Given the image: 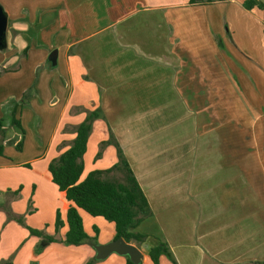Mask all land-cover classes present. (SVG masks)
I'll list each match as a JSON object with an SVG mask.
<instances>
[{
  "label": "crops",
  "instance_id": "1",
  "mask_svg": "<svg viewBox=\"0 0 264 264\" xmlns=\"http://www.w3.org/2000/svg\"><path fill=\"white\" fill-rule=\"evenodd\" d=\"M244 2L0 0L8 16L0 50V264H86L97 255L94 244L114 241L113 223L80 210L92 241L63 242L70 203L49 171L71 147L84 110L97 108L104 118L94 123L82 179L117 164L116 148H101L112 133L153 213L137 228L147 240L131 244L140 264H154L157 239L177 264H264V110L248 115L239 106L242 81L257 83L254 105L264 100V11ZM234 80L241 94L227 82L218 91L219 81ZM204 113L226 128L206 149L198 143ZM236 119L242 132L259 134L253 146L242 143L239 125L232 129ZM113 174L104 179L116 182ZM58 212L64 225L56 232ZM95 264H127V256Z\"/></svg>",
  "mask_w": 264,
  "mask_h": 264
},
{
  "label": "trees",
  "instance_id": "2",
  "mask_svg": "<svg viewBox=\"0 0 264 264\" xmlns=\"http://www.w3.org/2000/svg\"><path fill=\"white\" fill-rule=\"evenodd\" d=\"M217 1L231 0H189V4L208 5ZM244 6L248 10L258 7L264 11V5L257 0H245ZM2 74H4V70L0 66V76ZM31 93L32 89L24 93L21 101L22 105L29 101ZM84 112L86 113L85 120L74 128L76 137L71 147L53 160L49 166L54 184L58 187L64 199L70 203L66 214V224L69 231L63 242L68 246H81L92 241L84 230L83 220L80 215L81 210L91 217H101L113 223L116 232L114 241L123 239L127 244L135 242L140 245L147 240L148 236L138 233L137 228L143 221L152 217L153 213L147 197L112 133H110L108 141L102 142L101 148L104 149L110 145L114 146L117 150V164L106 171H92L82 179L85 168L84 156L87 152L88 140L94 123L104 118L100 108L92 111L84 110ZM13 126L23 132V139L24 131L22 125L15 117ZM5 134L4 120L0 119V156H4L5 152L3 142ZM22 139L16 146L18 151L22 149ZM100 156L101 151L97 157ZM116 170H122L125 173V182H112L104 179V175ZM63 225L61 213L58 212L55 224L56 232H59ZM30 232L38 234V231L31 228ZM157 240L158 244L149 251L150 260L154 264H160L161 258L166 257L172 264H177L169 245L164 240ZM49 242H57V240L50 239ZM94 243H96L95 240ZM98 261L94 257L86 264H95ZM127 264H134L129 257H127Z\"/></svg>",
  "mask_w": 264,
  "mask_h": 264
},
{
  "label": "rangeland",
  "instance_id": "3",
  "mask_svg": "<svg viewBox=\"0 0 264 264\" xmlns=\"http://www.w3.org/2000/svg\"><path fill=\"white\" fill-rule=\"evenodd\" d=\"M2 1H3V3H5V5H6V2L11 3V4L16 2V0H2ZM0 5L2 6L1 3H0ZM3 9H4V7H3ZM216 40L218 42V45L220 46V49L221 48L223 49L221 39L216 37ZM233 77L234 76L231 73V79L232 80H233ZM226 82H227V85L229 86V87L227 86V88H230L231 91L234 90L236 93H238V91L240 92V90H241L240 86H239L240 82L237 80L219 81V84L217 85L219 87L216 86L218 88L219 92L220 91L222 92V89H220V88H222L223 84ZM255 84H257V83L254 81V83L249 87V86H246L245 81H242V101H241V104L239 106L242 105L241 110L246 112L248 115L250 114V111L255 112V110H256V111L260 112L261 110H264V100H263L262 106L254 105V101H255L254 96L256 97L255 94H257V92L255 90V89H257V85H255ZM254 91H255V93H254ZM205 92H206V89H205ZM232 94H233V92H232ZM240 94H241V92H240ZM238 97H239V95H238ZM255 102H257V101H255ZM235 108H237V106ZM251 115H252V113H251ZM241 120L242 119H239V120L236 119V122L232 123V126H231L232 129H233L234 125H237V126L239 125V127H240V125H242ZM252 120H253L252 117H247L246 120H244V121L249 124L250 121H252ZM221 122H222L221 118L218 119L216 117L215 118L206 117V115L204 113V118L202 120H200V124H199L200 130H199V134H198V143L202 145V148L206 149L210 145L212 147V144H217V143L221 142V140L223 139V136H224V130L226 131V128L219 125V124H221ZM228 127H230V126L227 125V128ZM238 134H239V132H238ZM240 134L239 135L242 137V143L245 142V144L250 143V145H252V144L254 145V142L258 141V139H259L258 133H252L251 134V133H245L244 131L242 132L241 127H240ZM239 135L236 136L237 139H238ZM232 136H234L233 132H232ZM209 151L212 152L213 151L212 148ZM206 154H207V152H206V150H204V154L202 155V157L206 156ZM109 179H112L116 182H125V173L122 170H116V171H114V174L109 177Z\"/></svg>",
  "mask_w": 264,
  "mask_h": 264
},
{
  "label": "water",
  "instance_id": "4",
  "mask_svg": "<svg viewBox=\"0 0 264 264\" xmlns=\"http://www.w3.org/2000/svg\"><path fill=\"white\" fill-rule=\"evenodd\" d=\"M264 5V0H257ZM8 29V16L0 5V50L6 47V34ZM58 51L54 50L49 55V61L53 66L57 65ZM97 251L96 258L98 260L106 259L109 255L116 253L122 256H127L134 264L141 262V254L138 248L131 244H127L123 239L115 240L106 245L98 246L94 244Z\"/></svg>",
  "mask_w": 264,
  "mask_h": 264
}]
</instances>
